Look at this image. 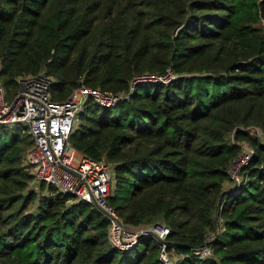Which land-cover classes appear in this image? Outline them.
<instances>
[{
  "label": "trees",
  "instance_id": "1",
  "mask_svg": "<svg viewBox=\"0 0 264 264\" xmlns=\"http://www.w3.org/2000/svg\"><path fill=\"white\" fill-rule=\"evenodd\" d=\"M262 18L264 0H0V83L12 97L43 71L56 102L80 84L122 95L87 101L67 139L112 164L121 221L164 224L174 264H264V142L250 134L264 131ZM241 142L253 153L226 185ZM31 146L0 127V264H160L149 237L115 247L92 204L29 189ZM219 224L213 256H194Z\"/></svg>",
  "mask_w": 264,
  "mask_h": 264
},
{
  "label": "built area",
  "instance_id": "2",
  "mask_svg": "<svg viewBox=\"0 0 264 264\" xmlns=\"http://www.w3.org/2000/svg\"><path fill=\"white\" fill-rule=\"evenodd\" d=\"M264 32V26L261 28ZM172 77L139 76L134 82L161 81L167 83ZM18 88L8 97L0 83V127L22 126L31 136L32 146L24 153L23 166L31 177L28 188L47 193L48 187L57 192L71 195L76 201H84L95 206L108 221V239L119 249L133 245L134 239L141 235L153 239L157 245V259L160 264H174L175 254L167 247L169 229L162 223H151L132 230L133 226L124 224L116 210L110 205L109 197L113 190L114 172L111 163L104 158L91 159L71 148L67 139L84 110L87 101L100 107H112L122 97L99 88L80 84L61 102L51 99L53 78L44 74H27L16 78ZM250 134L264 142V131L250 128ZM245 143V142H244ZM241 149L229 165L226 185L237 184L242 179L241 169L253 153L249 144L240 143ZM220 224L209 231L201 246L192 249L194 256L208 258L213 256L211 243Z\"/></svg>",
  "mask_w": 264,
  "mask_h": 264
},
{
  "label": "rangeland",
  "instance_id": "3",
  "mask_svg": "<svg viewBox=\"0 0 264 264\" xmlns=\"http://www.w3.org/2000/svg\"><path fill=\"white\" fill-rule=\"evenodd\" d=\"M258 27L262 28L264 26V18L260 19V21L256 24ZM7 94V93H6ZM230 137V136H229ZM242 145L246 146L247 143L241 142ZM151 224V223H150ZM144 225H139V226H133L132 230H137L140 227H142ZM175 257H177V254H175Z\"/></svg>",
  "mask_w": 264,
  "mask_h": 264
},
{
  "label": "water",
  "instance_id": "4",
  "mask_svg": "<svg viewBox=\"0 0 264 264\" xmlns=\"http://www.w3.org/2000/svg\"><path fill=\"white\" fill-rule=\"evenodd\" d=\"M141 238H142V236H141V235H138V236L134 239V241H132L133 244H134V245L137 244L138 241H139Z\"/></svg>",
  "mask_w": 264,
  "mask_h": 264
}]
</instances>
